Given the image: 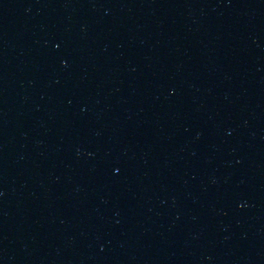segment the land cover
Masks as SVG:
<instances>
[{"label":"water","instance_id":"water-1","mask_svg":"<svg viewBox=\"0 0 264 264\" xmlns=\"http://www.w3.org/2000/svg\"><path fill=\"white\" fill-rule=\"evenodd\" d=\"M0 264H264V0H0Z\"/></svg>","mask_w":264,"mask_h":264}]
</instances>
